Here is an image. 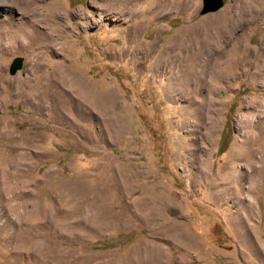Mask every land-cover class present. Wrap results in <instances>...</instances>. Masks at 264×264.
Here are the masks:
<instances>
[{"label": "rangeland", "instance_id": "obj_1", "mask_svg": "<svg viewBox=\"0 0 264 264\" xmlns=\"http://www.w3.org/2000/svg\"><path fill=\"white\" fill-rule=\"evenodd\" d=\"M248 1L36 0L51 28L0 41V264H264V186L231 160L264 112Z\"/></svg>", "mask_w": 264, "mask_h": 264}, {"label": "bare ground", "instance_id": "obj_2", "mask_svg": "<svg viewBox=\"0 0 264 264\" xmlns=\"http://www.w3.org/2000/svg\"><path fill=\"white\" fill-rule=\"evenodd\" d=\"M10 1L12 2L11 4L13 6L18 5L19 9L21 10V13H22L19 21H16L15 23H11V19L7 18L4 22L7 24L8 27H4L2 29L0 26V41H3L6 38H11L10 46H13V47H14V45L15 46L21 45L22 47L30 46L31 41L33 40L32 35L34 34L35 31L39 30L38 24H44V25H47L46 26L47 28H51L50 27L51 24L56 22L54 19H51V18L47 19L48 22L45 19H41V20H38V19L28 20V19H26V15H36L37 14V8L38 7L36 5V0H10ZM248 3L249 4L253 3V4L250 6L244 5V7L246 9H248L250 12H252L253 14H255L256 17H259L264 10V0H251V2L248 1ZM49 12H51V14H53V15L55 14L54 11H49ZM49 23H50V25H49ZM45 34H46V37H50V39H52V40L54 39L53 38V32L51 30L46 31ZM37 47H38V49L39 48L43 49V47H41V45H39ZM256 73H258V72H256ZM59 79L62 81L65 80L63 76H61ZM261 103H263V102H261ZM257 105H259V104H257ZM261 108H263V107H261ZM258 109H257V112H259ZM245 129H244L245 130V135H244L245 141H244V143H242L239 146L242 148L237 151V153H239V156L237 157L236 156L237 154L233 155L231 160L236 161L237 159H240L243 156L240 160L244 159V164H243V166L245 168L244 174L247 175V178L249 180L248 181L249 184H251V185H254V184L257 185L258 184L260 186H264V112L260 111V113H258L256 116H254L253 120H251V121L247 120V123L245 125ZM260 138H261V140H260ZM257 140H259L260 142L257 143ZM250 144H253L256 146L251 147ZM257 144H259V145H257ZM243 145H247V146H243ZM259 152H260V155L257 156L256 153H259ZM240 153H242L243 155L240 156L241 155ZM229 168L230 167H228V169ZM230 170L231 171L229 172V175H228V173L226 174L227 176L231 175V177H234L238 174V173L236 174V170L234 168H231Z\"/></svg>", "mask_w": 264, "mask_h": 264}, {"label": "water", "instance_id": "obj_3", "mask_svg": "<svg viewBox=\"0 0 264 264\" xmlns=\"http://www.w3.org/2000/svg\"><path fill=\"white\" fill-rule=\"evenodd\" d=\"M222 5V0H202V8L200 13L203 14L207 11H214L218 9ZM22 66V59L21 57H14L9 66H8V73L13 74L17 70H19Z\"/></svg>", "mask_w": 264, "mask_h": 264}]
</instances>
